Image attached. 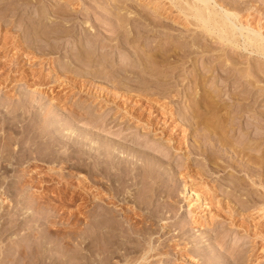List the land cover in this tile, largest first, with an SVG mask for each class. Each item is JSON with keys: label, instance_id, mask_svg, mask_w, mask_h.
<instances>
[{"label": "bare ground", "instance_id": "6f19581e", "mask_svg": "<svg viewBox=\"0 0 264 264\" xmlns=\"http://www.w3.org/2000/svg\"><path fill=\"white\" fill-rule=\"evenodd\" d=\"M6 1L7 0H0V9L5 5V9L13 5V1L12 5L11 3L5 4ZM223 1L224 0H222V2ZM233 1L236 0H232V3ZM238 1L240 2L241 0H237V2ZM223 3H219L217 0H161V4L164 7L160 6L162 7L163 12L162 10L160 11L163 14L167 11V13H169L170 10L168 9L171 8L172 11L170 13L175 14L179 20L181 17V19L185 22L184 25L187 24L186 26L189 25V27H193V30L194 28L196 30L198 29L197 31H199V34H203L204 36L207 35L208 39L211 38L214 41L217 40L221 42L224 48H222V50H224L225 53L228 51L231 54H228L229 57H227L228 55L225 56L226 58L223 55V60L225 62L228 60L229 62L225 65L224 61L223 64L219 62L221 61L219 55L216 56V54L215 56H211L210 54L211 57H209V59H211V66H214L217 71L216 76H214L213 79L222 80V84L228 83L232 80V84L225 85L228 88L227 93L225 92L227 100L225 99L226 101H223L222 104H212V102L210 104V101L209 103L203 101L194 102L192 100L194 103L188 105L190 107L192 105L193 108L192 111H190L194 115L191 117L192 120L190 121V125L193 124V127L189 126L191 128L190 133L193 134L194 137L192 144L186 147L184 152H182V148L179 147L184 142H177L176 145H180L178 147L174 146V149L172 148L173 146L171 147L174 151H179V153L185 157V160L190 156L201 157L204 163L203 170L201 167V169L198 168L194 171L195 173L192 172L193 174H191V171H193L191 169L192 164L185 163L181 164L178 168L176 167L177 172H174L173 167L171 168V164L173 163L166 158V153L164 155L162 152L157 150V148L150 143L151 141H148L149 139H147V141H143L135 137V134L137 133H134V130H138L139 132H146L145 134L148 136L150 135V137L151 135L159 134V138L162 139V136H165L170 130L166 127V123L161 122V120H159V122L156 119L157 121L153 120L154 122H152L149 120L141 121L139 119H134L135 122H132L131 124L128 123L127 125L129 128L131 127L133 129V132L128 135H123L121 131L120 133L105 132L103 130L104 128L101 130V125L96 126V123H93L95 126L92 124L90 126H86L87 123L85 126L82 125L83 123L79 124V121L83 116H94L99 113L95 111L102 109L103 107H97L98 109L94 112H90L88 109L86 110L80 107H75L72 110H68L67 108L69 118H65V116L61 117L60 114L58 115V111H55L56 108L59 111L65 112L64 109L58 106L59 104L53 102L54 98L52 96L46 95L47 99L52 100L53 102L49 103L51 106L48 108H42L41 105H39L40 100L42 99L36 98L39 97L36 95V97H33L32 95L29 97L28 95L29 99L21 98L23 99H20L22 101H20L21 104L20 102H17L20 105H15L13 108L6 102L7 107L5 113L0 110V128L4 130L3 135L0 137V141H2V158L10 161L12 157H15V154H19L18 156L22 159L34 157V159H38V161L41 160V162H43L45 158H48L49 160L52 159L53 161H61L68 158V160L70 159L75 162L76 173L77 170H88V181L83 179L82 175H60L56 178L51 176L41 178L40 183L43 185L53 183L60 185L63 184V188L66 192L70 185L75 184L73 187L75 186V188H78L79 184H85L87 182L89 187L88 191L85 190V194L83 192V194L75 192V195L71 196L72 198L70 197L71 200H67L70 205L75 201V213L72 214H75V217L79 218L75 220V224L82 222L84 219L87 220V222L85 223L84 228H80L79 232L77 231L74 236L69 235L65 237H58L56 234L52 235L47 233L45 236L41 235L37 237L30 245L25 247L27 252L22 254L21 261H27L32 264H169L168 260H170V258H174L175 261H177L175 264H244L243 261H240V256L235 253L237 245L229 248L230 251L226 247L227 245H224L226 235L223 236L225 232H222L221 230L224 231V228L227 227H223L222 224L227 223L229 227H234V229L240 228L245 234H249V228L251 227L246 225L249 216L242 214L241 212L251 213L252 211H255L261 214L264 220V19L262 18L264 16L259 13L260 17L258 14H254L255 9L253 10L254 13L251 11L249 12L251 7L248 9L246 6L247 10L245 8L244 13L246 14L247 12V14L243 16V14H241L243 11L240 8L239 9L242 12L237 10L235 2L233 3V8H230L229 6L231 3L228 6H224L225 4ZM151 4L155 5L156 9H159L157 6L160 5V0L153 1ZM166 4L168 9H164ZM153 8L154 7L152 6V9ZM8 9L4 11L7 12ZM118 10L119 9H117V11ZM137 16H139V14ZM150 16L153 15L150 14ZM142 17L143 16H141V18ZM146 17L148 18V16ZM153 17L155 18V16ZM167 18L165 17V19ZM150 19H152V17ZM147 20L148 19L145 21ZM151 22L153 24L155 23V21ZM151 22L147 24H145V22L142 23L144 25H149L150 27L152 26V30L156 27H154L155 25ZM251 22H254V25H251ZM157 25L159 26V24ZM160 27H162V25ZM127 34L130 33L128 32ZM120 41L123 42L122 40ZM125 41L127 44L130 42L129 38H125L123 43H125ZM77 44H75V46ZM11 46L13 47L15 45L9 44L7 46L6 42H0V60L2 61L3 59H7L8 61H6L12 66H15L16 63H19L20 61L26 64L28 55L31 53L26 50V48H24L23 51L21 50L22 54L18 52V49H16L21 55H18L19 57L15 58L12 54L16 51L9 55L8 48ZM77 46L78 48L81 47L79 45ZM89 46L91 47V45ZM204 46L201 50H199V46L196 48L199 52L201 51L200 54H202L205 50H208L205 49L206 46ZM209 46H211V44ZM78 48L76 47V49ZM83 48L85 47H82L81 49ZM168 49L169 48H167L166 51H168ZM196 49H192V51L189 49V54L185 56V59L190 58L192 54L196 53L197 51H194ZM79 50L80 49H78V52ZM94 51L95 49H92L91 47L90 50L89 48L88 50L84 49L82 54L79 53V56H77L76 53L75 57H77V63L81 67L83 65L82 63H84V65H87L88 63L90 64L92 62L90 55L94 54ZM235 51H244L249 55L248 57H255H251V59L247 57L248 59L246 61L249 62L248 64H251L250 62H252L251 65H253V63L255 64L253 65V67L255 66V71L252 70V72L254 71L252 75L246 74L248 75L247 77L245 75H241V77L244 76L247 78L246 80L244 79L245 81L243 80L246 85L242 83L241 77H239L242 85H244L239 92H237V58L239 57L237 54V56L233 54ZM153 52L148 54V60L144 57L149 64L150 59L151 61L153 60L162 64H174L175 62L177 63L182 60L180 56L179 58L174 56L171 61H168L165 58L167 55L165 56L164 53L154 54L155 52ZM222 54L224 53L221 52V56ZM257 58L262 59V61L257 62ZM18 59H20L19 62ZM105 60L106 59H104L103 62H105ZM142 60L143 59L140 60L139 65ZM33 61L30 60L29 62ZM40 61L33 64L39 66L38 68L42 66V70H49L47 63ZM93 64L94 63H92V65ZM145 64L149 65L148 63H145V61L144 63H141V65ZM134 65L135 67L137 66L136 64ZM203 65L206 66L207 64L205 63ZM4 67L6 68V66ZM4 67H1L0 70L2 68L4 69ZM125 69H127V67ZM115 70L114 71L117 76L125 73L127 82V78L129 76L130 78L132 77L130 72L131 70L129 71V69L124 71L123 69L116 68ZM151 70H147L144 67L141 70L143 72L142 75L150 74ZM135 75L137 74L135 73ZM150 75L148 77H150ZM117 76H115V78ZM195 76H199V78L197 77V79L194 78L192 80L194 87L199 86V84L204 85V78H201L199 74H195ZM249 77H251V79ZM118 81L113 82L115 88H118L116 86L120 85L119 88L123 89L122 87L124 85L122 84L124 82L121 84ZM201 91L202 90L200 89L199 94ZM39 92L40 91L38 90L34 91L37 95ZM126 92L128 91L126 90ZM114 95L116 96L117 94L115 93ZM247 99H252L251 105L243 103ZM93 101H95V99H93ZM105 104L103 103L102 106ZM111 107H113V110L115 111H125L124 109H121L123 106L119 107L116 105ZM200 109H203V113L205 114L209 112L208 118L205 119L203 115V119H201V116L197 115V111ZM206 109H209V111H206ZM81 110L82 113H80ZM249 112L250 114H248ZM246 113L248 115H246ZM179 115L182 114L180 113ZM184 115L182 116L184 117ZM250 116L252 118H250ZM195 117L199 118L196 120ZM193 118H195V120H193ZM213 118L216 119L215 122L212 121ZM187 120L189 121L190 119ZM129 121H132V119L127 120V122ZM127 122H125L123 126H126ZM200 129L203 131L205 130V133H203V131L201 133V131H199ZM237 132H239L238 136ZM167 136L166 141L171 143V141H173L174 134L169 133ZM15 147L17 148L15 149ZM18 159L19 158L16 160ZM16 160L14 161L16 162ZM18 162L20 163L21 161L19 160ZM18 162L15 164H18ZM180 167H183V170L181 169L183 172L180 171ZM254 168H256V171L258 172H256ZM225 171L229 172L227 175L230 180H228L229 182L226 184V187L222 192L223 194H229V197H227V199L222 198L223 200H219L217 199L219 189L217 191L216 185L209 184L208 177H212L213 175L218 174V172ZM237 172H242L243 176H245V178L247 177L248 180H240V178L237 181V177H235V173ZM31 174L29 173L27 175L28 179L33 178ZM232 177L236 180H231ZM253 177H257L256 179L259 181V190H257L260 193L258 197L256 196L257 199L255 198L254 200V197H252L253 195L248 196L245 200L240 198L238 199L237 190L246 188L245 185L253 186L256 184H254ZM73 181L75 182L73 183ZM180 195L181 197H179ZM180 200L183 201L186 210L190 213L188 218L179 214V209L183 207V205H179ZM11 207L15 209L8 219L11 221V224H13V227L18 231L26 230V228H28L27 226L34 225L35 223H37V225H43L50 220L51 217L57 219L56 222L60 219V216L57 217V214L55 215L56 209L51 206H38V210H36L33 214H30L31 216L20 215L19 212H21V209L19 206ZM35 207L37 206L35 205ZM7 214H9V212L6 213L5 209H2L0 217L6 219ZM237 216L245 223H239V221L237 223ZM262 225L264 226V221ZM193 230L195 231L192 234L191 231ZM205 230H210V233L204 238L201 232ZM48 232H50V229ZM253 235L255 239L257 238L261 241V243L263 242V244H260L262 245L261 248H263L264 233L257 232L255 234L253 233ZM63 242H66L70 248L72 247L75 250V254L69 253L70 255L67 254V256L66 251L69 249L66 250V247L62 246ZM172 251L174 252L172 253ZM251 252L252 251L249 253ZM256 259L257 258L255 257V260Z\"/></svg>", "mask_w": 264, "mask_h": 264}, {"label": "rangeland", "instance_id": "374dc122", "mask_svg": "<svg viewBox=\"0 0 264 264\" xmlns=\"http://www.w3.org/2000/svg\"><path fill=\"white\" fill-rule=\"evenodd\" d=\"M12 1H13V5H12ZM14 1L15 2L18 1V2L15 3ZM153 1H156V0H152V1L151 0H145V1L143 0H37V1L36 0H29V1L28 0H7L5 4L11 3L12 6L6 8V9L10 8L7 10L8 13L4 11L6 10L5 9L6 5L1 7L0 9V13H1L0 14V42L2 41L6 42L7 46L9 44L15 45L13 47L11 46L8 48L9 55H11L12 53L16 51L15 52L16 54L15 53L12 54L15 58H18L22 54V51L24 50V48H26V50H28L31 54L28 55V60L26 64L20 61L21 57L20 59H18V62L20 61L19 62L20 64L16 63L15 66L9 65V62H7L8 61L7 59L5 60L3 59L2 61L0 60V68L6 66V68L4 67V69L2 68L0 70V110L3 111V113H5L6 107H7L6 102L9 104V106L11 105V107L13 108V106L15 107V105H20L22 102L21 100L26 99V98L29 99L30 95H32L33 97L36 95V96H39V97L35 96L36 98L42 99L40 100L41 104L39 103V105H41L42 108H45V107L48 108L49 106H51L49 104L50 102L51 103L56 102L57 104H59L58 106L60 108L65 110V112L59 111L56 108H55V111H58L57 112L58 115L60 114L61 117L65 116V118L66 117L69 118L67 108L68 110H72L75 107L76 108L80 107L86 110L88 109L90 112L92 111L94 112L99 107L100 108L103 107L102 109H98L99 111L98 110L95 111L99 113H97L94 116L92 115L83 116L81 120L79 121V124L83 123L82 125L85 126L87 123L86 126H90L91 124L95 126L93 123H96V126L101 125L100 129L102 130L104 128L103 130L105 132L120 133L121 131L123 135H128L133 132V129L131 127L129 128L127 125L128 123L131 124L132 122H135L134 119L136 120L139 119L141 121L149 120L152 122L161 120V122L166 123V127L170 130V131L168 130L169 132L165 136L164 135L162 136V139L159 138L158 136L159 134L151 135L150 137V135L148 136L145 134L146 132L145 133L139 132L138 130L137 131L134 130V133L135 132L137 133L135 134L136 135L135 137L143 141L144 140L147 141V139H149L148 141L149 142L151 141L150 143L155 148H157V150L162 152V154L164 155L166 153V156H167L166 158L169 159L171 163H173L171 164V168L173 167L174 172H177L176 171L177 168L181 166V164H185V163L192 164L191 169L193 171H191V174H193L192 172L196 171L198 168L201 169L202 167V170H203L204 163L201 157L190 156L188 159L185 160V157L182 156L179 153V151H174L173 149H174V146L178 147L180 145V144L176 145L177 142L178 143L184 142L182 144L183 146L182 145L179 146L180 148H182V152H184L186 147L192 144L194 137H193V134L190 133V129H191L190 127H193L192 126L193 124L190 125L191 124L190 121L192 120L191 117L194 115L191 112L193 108L192 105L191 107L188 105L193 104L196 101L197 102L203 101L207 103H209L210 101V104L211 102L212 104H222L223 101L227 100V97H226L227 95L225 94V92L227 93L228 88L225 85L232 84V80H230V82L228 83L222 84L221 83L222 80L213 79L214 76H216L217 71L214 66H211L212 65L210 64L211 59H209V57H211L212 55L215 56L217 54L216 56L218 55L220 56L221 61L219 62L223 64L225 62L222 58L223 55L225 57L228 54L229 55L231 54L228 51L227 53H225L224 50H222L223 46L221 42L217 40L214 41L211 38L208 39L207 35L204 36L203 34L202 35L199 34V31H197L198 29L196 30L194 28L193 30V27L191 26L189 27V25L186 26L187 24L184 25L185 22L184 20L181 19V17H180V20H181L180 21L179 18H177L175 14L170 13L172 9L171 8L168 9L167 4L164 9H168L170 10V12L167 13L168 12L167 11L165 14H163L162 7L164 6H162L161 0H160V5L157 6V8L159 9H156L155 5L151 4ZM217 1L219 3L224 2L223 3L225 4L224 6L226 5L228 6L231 3V5H229L230 8H233L234 6L233 3L235 2L238 5L237 6L235 4L237 10L240 11L241 9L243 11V13H241L243 14V16L247 14V12L246 14L244 13L245 12L244 10L246 7L248 9L250 7L252 8V9L250 8L249 12L251 11L254 13L253 10L255 9L254 14L259 13L260 15L264 16V0H249L250 2L248 0H241L240 2L239 1L237 2L236 0V1H233V3H232V0H229V2L228 0H224L223 2L222 0H217ZM226 1H227V4H226ZM152 6L154 7L153 9H152ZM117 9H119L118 10L119 12L117 11ZM154 9L158 11H155ZM160 10H162V12ZM138 14L139 16H137ZM150 14L155 16V18L153 16H150ZM171 14H173L174 16ZM259 14L258 16L260 17ZM141 16L143 17L141 18ZM146 16H148V18ZM137 17L140 18L143 23L145 22V24L150 23L151 21L153 22L155 21V23L159 24V26L151 22L153 25H155L154 27H156L151 30L152 26L150 27L149 25H144L141 22V20L138 19ZM151 17L152 19H150ZM165 17L166 18L168 17V18L165 19ZM262 18L264 19V17ZM146 19L148 20L145 21ZM161 25L162 27H160ZM251 25H254V22H251ZM165 28L167 29V32ZM127 31L130 34H127L128 33ZM125 38H129V41H130L128 42L129 44H127L126 41H125L126 44L123 43ZM120 40H122L123 42H121ZM83 41H85L87 44ZM75 44L81 47L78 48V46L77 45L75 46ZM84 44L88 46L86 47ZM210 44L211 46H209ZM89 45H91L92 49H95V51L93 52L94 54L90 55L92 62L90 64L88 63L87 65H84V63H82L83 64V65L81 64L82 67L83 66L85 67V68L84 67L82 68L77 63L76 61L77 57H75V54L77 53L76 55L79 56L80 55L79 53L82 54L84 49L88 50L89 48L90 50L91 47ZM204 45L206 46L205 49H208V50L207 51L205 50L202 54H200L201 51L199 52L196 48H198L199 46V50H201V48ZM76 47L80 49L79 52H78V49H76ZM82 47H85V48L81 49ZM151 48H152V51H151ZM167 48H169L168 51H166ZM188 48L191 49L190 51H192V49H196L194 51H197V52L192 54L190 58L185 59V56L189 54ZM16 49H18L19 51ZM172 50L173 51L175 50V51L173 52ZM17 51L20 52L21 54L18 53ZM150 52L151 53L153 52L154 54L164 53V55L165 56L167 55V57L169 58L168 59L167 57H165L166 60L168 61H171L172 57L174 56H177L176 58H179L180 56L182 60H180L181 59L180 58L179 59L180 61L178 60L179 62L177 63L175 62L174 64L173 63L162 64V63L155 62L153 60L151 61L150 59V64H149V62L146 61V58L148 60L147 56ZM221 52L224 53L222 54V56H221ZM233 54L235 55L237 54L239 57L237 58V62H238L237 64V67H238L237 68V87H238L237 92H239L241 91L242 87L246 85L243 82V80L247 79L244 76L241 77V75H245L247 77L248 75H252V73L255 71V68H254L255 66L253 67V65L255 64L253 63V65H251L252 62H250L251 64H248L249 62L246 61L248 58L251 59V57H254V56L248 57L249 55L244 51L243 52L235 51ZM229 55L227 57H229ZM244 57H245L246 62L244 61ZM104 59H106L105 62H103ZM141 59H143L141 63H144L145 61V63H148L150 66L146 64L141 65V63L139 65V62ZM208 59H209V62H208ZM30 60H32L33 62H29ZM40 60H42L44 63H47L49 70L47 71L44 69L42 70V66L38 68L39 66L34 65ZM257 60H256L257 62L262 61V59H259V58H257ZM204 62L207 64L206 66L203 65L205 64ZM227 62L228 60H226L224 65L229 63ZM92 63L94 64L92 65ZM214 63H217V62H214ZM239 63L241 66L239 65ZM134 64L137 65L136 66L137 68L135 67ZM143 66L147 70L152 69L150 71L151 75L150 74L148 75L144 74L145 76L142 75L143 72L141 70L144 68ZM126 67L127 69H125ZM129 67L130 68L133 67V68L130 69ZM92 68L94 69V71ZM114 68L123 69L124 71L129 69V71L131 70L130 72H131L132 77L130 78L129 76L127 78L128 80L127 82L125 78V73L121 75L119 74L120 76L119 75L117 76L115 72L116 70ZM107 70H111V71H107ZM252 70L254 71L252 72ZM134 72L137 75H135ZM195 74L196 75L199 74L201 78L202 77L204 78L203 80L204 85L199 84V86L194 87V85L192 84L193 82L192 80L194 78L197 79V77L199 78V76H195ZM114 75L117 77L115 78ZM149 75L150 77H148ZM239 77H241V81L244 85H242ZM249 78L251 79V77ZM114 81L116 82L118 81L121 84L122 82H124L125 84L124 83L122 84L124 85L122 87L123 89L119 88L120 85L116 86L118 88H115V85L113 84ZM126 85H127V88H126ZM124 87L126 88L128 92H126ZM200 89L202 90L201 91L202 94L201 93L199 94ZM37 90L41 92V93L39 92L40 95L39 94L37 95L36 93H34V91H37ZM115 93L117 94L116 96L114 95ZM46 95L52 96L54 98L53 102L52 100H48ZM93 99H95L96 102L93 101ZM17 102L18 103L20 102V104H18ZM103 103L104 104L107 103V104L102 106ZM243 103H248L249 105H251L252 99L251 100L247 99ZM116 105L119 107L123 106L121 109H124L125 111L113 110V107L111 106H116ZM142 107L144 110L142 109ZM82 110L80 111V113H82ZM199 111H197L198 112L197 115H200L201 117L200 116L199 117L201 119H203V117L205 119L208 118L209 112L205 114L203 113V109H200ZM206 111H209V109H206ZM180 113L182 115L185 114L184 117L182 115H179ZM248 114H250V112ZM248 114L246 113V115ZM199 117H195L196 120ZM195 118H193V120H195ZM250 118L252 117L250 116ZM129 119H132V121L127 122V120ZM187 119H190V120L188 121ZM124 121L127 122L126 126H123L125 123ZM212 121L215 122L216 119L213 118ZM3 131L4 130L0 128V137L1 135H3L4 133ZM199 131H201L202 133L203 130L200 129ZM169 133L174 134V138H173V141H171V143L166 141V138L168 137L167 135H169ZM203 133H205V130L203 131ZM238 135H239V132H237V136ZM1 142L2 141H0V213L2 209H5V212L6 213L9 212V214L6 215V219H3L0 217V239H1L0 240V264H17V263L18 264H32L27 261L26 262L21 261V257L23 253L27 252V250H25L26 249L25 247H27V245H30L32 241H34L37 237L41 235L45 236L47 233H50L52 235L56 234V236L58 237L60 236L65 237L69 235L74 236L77 231L79 232L80 228L81 229L84 228L85 223L87 222V220L84 219L82 221L83 223L80 222L81 224L80 223L75 224V220H77L78 218V217H75V214H72V213H75V201L74 203H71V205L67 201L69 199L71 200L72 198L71 196L75 195V192L79 194H83V193L85 194V190L88 191V187H89L87 182L85 184H79L78 186L79 189L75 188V186L73 187V185L75 184L70 185L68 189L69 191L67 190L66 192V190H64L63 188V184L60 185L57 183L56 184L53 183V184L43 185L42 183H40L41 178L43 177L47 178L50 176L56 178L60 175L62 176L82 175L83 179L87 180L88 170H81V171L77 170V173H76L75 162H73V160H70V159L68 160V158H65V160L63 159L64 161L57 160L58 162L56 160L55 162L52 159L49 160L48 158L47 159L45 158V160L41 162V160L38 161V159H34V157H31V158L29 157V159L28 158L22 159L21 157L18 156L19 154H15L14 155L15 157H12L13 159L11 158L10 161L7 159L5 160L4 158H2L3 155L1 156V150H2ZM171 147L173 149H171ZM16 148L17 147H15V149ZM15 149H14V152H15ZM17 158L19 159L16 160ZM14 160H16V162ZM19 160L21 161L20 163L18 162ZM17 162L19 166L18 164H15ZM181 169L183 170V167H180V171L183 172ZM254 169L256 171V168ZM29 173L30 174L32 173L31 174L33 177L32 179L27 178V175ZM227 173L229 174V172H226V171L218 172V174H215L212 177H208L209 184L216 185L217 191L219 189V192H218L219 195L217 198L219 200H223L222 198L227 199V197H229V194H226V193L223 194L222 192L224 188L226 187V184H228L229 182L228 180H230L228 179L229 177ZM235 177H237V181L240 178H241L240 180L247 179V177L245 178V176H243L242 172L235 173ZM256 178L253 177L254 184L256 183L255 185L253 186L245 185L246 188L237 190L238 199L240 198L242 200H245L248 196H251V195H253L252 197H254V200L255 198L257 199L260 192L258 191L259 181ZM234 179H235L234 177L231 178V180L235 181L236 179L235 180ZM74 182L75 181H73V183ZM179 182L182 183L181 181ZM179 197H181V195ZM181 200H180L179 205L181 206L183 205V207L179 209V214L180 215L182 214L181 216L188 218L190 216V213L186 210V207L184 206V203ZM35 205L37 207H35ZM11 206L13 207L19 206V208L21 209L20 210L21 212H19V214L27 215V216H31L30 214H33L36 210H38V206H41V207L51 206L56 209L55 215L57 214L56 215L57 217L60 216L59 217L60 219L59 221L56 222L57 219L51 217L52 219L50 218V220H48L43 225L39 224L40 225L39 226L37 225V223H35L34 225L27 226L28 228H26V230L18 231L16 230V228L13 227V224H11V221L8 219V217L12 215L15 209V208H12ZM241 213L249 216L248 221H247L248 224L246 223L247 226L251 227L249 228V231H250L249 234H245L240 228H237V229H234V227L231 228V226L229 227L227 223H225L226 225L222 224L223 227L225 226L228 227V228L227 227L224 228V231L221 230L222 232H225L223 236L226 235L224 245L225 246L227 245L226 247L228 248L229 251H230L229 248L233 247L234 245H237L235 253H237V255L240 256V261H243L244 264H264V253H263L264 247L261 248L262 245H260V244H263V242L261 243L259 239L257 238L255 239L253 235V233L255 234L257 232L264 233V226L262 225L264 221L263 216L255 211H252L251 213L250 212L248 213L241 212ZM237 219H235L237 220V223L238 221L239 223L243 222V220L238 216H237ZM49 229H50V232H48ZM194 231L195 230L191 231V233L193 234ZM203 232H201V234L205 238L207 237V235H209L210 230H205ZM62 246L66 247L65 248L66 250L69 249L66 251V255L67 254L70 255L71 253L75 254V250L72 247L70 248V246H68L66 242H63ZM246 250H249V251H246ZM18 251H21L22 253ZM250 251L252 252L249 253ZM173 252L174 251H172V253ZM252 253H253V256H252ZM255 257L257 258L256 259L257 261L255 260ZM175 262L177 263V261H175L174 258H170V260H168L169 264H175Z\"/></svg>", "mask_w": 264, "mask_h": 264}]
</instances>
